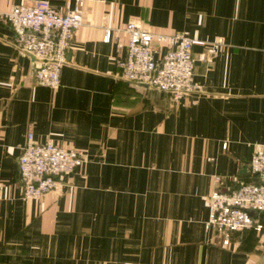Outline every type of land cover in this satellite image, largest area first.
<instances>
[{
  "label": "crops",
  "instance_id": "obj_1",
  "mask_svg": "<svg viewBox=\"0 0 264 264\" xmlns=\"http://www.w3.org/2000/svg\"><path fill=\"white\" fill-rule=\"evenodd\" d=\"M33 1L0 0V264H256L264 211L228 245L205 222L207 195L248 181L264 147V0H83L55 87L2 17ZM132 19L209 41L192 46L199 89L175 99L116 76ZM28 131L87 156L38 198L18 174Z\"/></svg>",
  "mask_w": 264,
  "mask_h": 264
},
{
  "label": "built area",
  "instance_id": "obj_2",
  "mask_svg": "<svg viewBox=\"0 0 264 264\" xmlns=\"http://www.w3.org/2000/svg\"><path fill=\"white\" fill-rule=\"evenodd\" d=\"M82 6L83 0H75L73 6L60 10L48 0H34L20 2L2 15L13 29L20 49L32 52L38 59H47L34 69L37 83L51 87L60 83L61 66L67 61L74 31L81 24ZM122 30L127 42L124 54L115 56L117 77L150 81L156 88L171 92L175 99L200 88L194 78L192 46L205 45L208 40L191 35L188 30L157 32L136 19L128 20ZM117 31L105 28L104 36L108 39L113 33L115 37ZM86 159L80 149L51 139L36 140L28 131L17 158L22 197L42 196L64 173ZM249 169L252 177L248 181L226 190L215 188L207 195L209 213L205 225L214 229L220 244L228 245L235 231L262 227L253 213L264 211V147L252 153ZM215 179L219 181L218 176Z\"/></svg>",
  "mask_w": 264,
  "mask_h": 264
},
{
  "label": "water",
  "instance_id": "obj_3",
  "mask_svg": "<svg viewBox=\"0 0 264 264\" xmlns=\"http://www.w3.org/2000/svg\"><path fill=\"white\" fill-rule=\"evenodd\" d=\"M24 51H26V50H24ZM26 52L30 55L33 69L38 67L40 65V63H45L47 61L46 58L38 59L32 52H29V51H26ZM38 61H40V62H38ZM122 79L128 83H131V84H134L137 86L155 87L150 81L131 80V79H126V78H122ZM263 258H264V249H263L262 253L260 254L256 264H260V262L263 260Z\"/></svg>",
  "mask_w": 264,
  "mask_h": 264
}]
</instances>
